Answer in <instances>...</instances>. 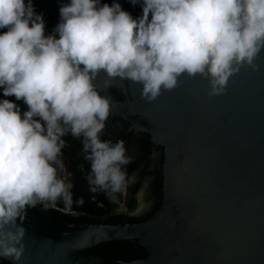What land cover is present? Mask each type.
<instances>
[{
	"label": "clouds",
	"instance_id": "1",
	"mask_svg": "<svg viewBox=\"0 0 264 264\" xmlns=\"http://www.w3.org/2000/svg\"><path fill=\"white\" fill-rule=\"evenodd\" d=\"M121 5L69 0L45 34L32 0H0V89L27 111L0 99V258L19 264L28 207L62 201L71 211L73 184L63 169L64 136L81 139L92 193L114 198L126 182L132 157L125 142L102 140L113 100L104 88L119 78L142 85L155 101L179 87L181 77L208 81V97L223 96L242 68L257 70L264 50V0H130ZM78 206L83 198L75 201ZM19 221V223H17Z\"/></svg>",
	"mask_w": 264,
	"mask_h": 264
},
{
	"label": "water",
	"instance_id": "2",
	"mask_svg": "<svg viewBox=\"0 0 264 264\" xmlns=\"http://www.w3.org/2000/svg\"><path fill=\"white\" fill-rule=\"evenodd\" d=\"M38 1L55 28L69 0ZM113 2L142 15L140 3L101 0ZM255 63L223 96L208 97L207 80L181 77L151 103L127 80L105 89L101 72L94 83L112 98L110 115L162 148L158 206L143 222L70 223L67 232L23 221L19 264H264V50Z\"/></svg>",
	"mask_w": 264,
	"mask_h": 264
},
{
	"label": "trees",
	"instance_id": "3",
	"mask_svg": "<svg viewBox=\"0 0 264 264\" xmlns=\"http://www.w3.org/2000/svg\"><path fill=\"white\" fill-rule=\"evenodd\" d=\"M3 31V30H0ZM0 99H8L11 102L16 103L21 113L27 111L24 103L22 101H16L15 97H4L2 89H0ZM104 132L101 136L102 140H111L113 143L117 139L113 140L110 138V135ZM113 137V135L111 136ZM147 138V137H146ZM65 140L66 146L62 149V156L65 158L67 164V179L76 180L81 178L84 182V187H88L86 177L90 171V164L84 159V153L82 151L81 139L74 138L71 134H68L63 137ZM146 143V142H145ZM142 160L144 162H139L138 159H132L125 167V171L128 173L131 170H135L138 166V163L142 166V174L144 179L146 178L147 183L151 179L160 180L159 173L155 174L156 171H151L149 167V148L146 144L144 154L142 155ZM74 168V172L69 170ZM139 173V172H138ZM139 183L136 184L133 191H128L127 195L121 197L120 192L116 193L117 201H112L106 194L100 193H88L83 192L79 193L78 188L73 184L72 193H73V206L71 211L64 210V204L62 201L56 202L54 205L45 206L44 203H37L35 207H28L25 212L24 221L27 223H33L40 227H45L48 231L52 232H67L70 229L67 228V225L70 223H90V224H118L121 221L122 214L118 210L119 203H122V207L126 211V220L130 222H139L143 218H134L129 215L132 210L136 207V198L134 197V191L138 188ZM161 187V184L158 185V188ZM79 198H83L84 203L82 206H78L75 201ZM0 264H9L0 258Z\"/></svg>",
	"mask_w": 264,
	"mask_h": 264
},
{
	"label": "flooded vegetation",
	"instance_id": "4",
	"mask_svg": "<svg viewBox=\"0 0 264 264\" xmlns=\"http://www.w3.org/2000/svg\"><path fill=\"white\" fill-rule=\"evenodd\" d=\"M32 2L36 13L43 14V19L45 21V34H51L54 30V27L52 25L50 17H48L47 13L43 10L38 0H32ZM105 128V132L106 134L110 135V138H113V140H123L125 142L127 154L132 157V159H138L139 162H143L142 155L144 154L145 146L147 144L149 148L150 170L156 171V175L157 173L161 175L160 180H158V178L157 180L151 179L147 183L146 178L144 179L143 175L140 174L142 173V166L139 163L135 170L133 169L128 173L126 172V182L122 187L123 193H121L120 191L121 197L123 198V196L127 195L128 191H133L136 184L139 183L138 188L134 191V197L136 198V207L132 210L131 213H129V215L134 218H143V220L139 221L143 222L153 215L160 200L161 187L158 188V185L161 184L162 178V148L159 145L152 143L148 134L141 131L139 128L135 129V127L130 122L122 119L120 116L109 115ZM112 135L113 137H111ZM60 159L62 160L63 164L62 175L64 177H67L68 170L65 158L61 156ZM74 170L75 169L72 168L69 171L73 173ZM68 182L74 184L76 188L80 189V194H82L83 192L91 193L88 187H84V181L81 180V178H78L76 180L70 179L68 180ZM109 199L112 201L118 200L116 194L114 198L109 197ZM139 199H141L142 202L140 206H138ZM118 205L120 207L118 210L122 214L121 220L126 219V211L122 207V203H119Z\"/></svg>",
	"mask_w": 264,
	"mask_h": 264
},
{
	"label": "rangeland",
	"instance_id": "5",
	"mask_svg": "<svg viewBox=\"0 0 264 264\" xmlns=\"http://www.w3.org/2000/svg\"><path fill=\"white\" fill-rule=\"evenodd\" d=\"M58 171H59V174H60L61 176H63V175H62V169H59ZM138 203H139L138 206H140L141 203H142V202H141V199H139V202H138Z\"/></svg>",
	"mask_w": 264,
	"mask_h": 264
},
{
	"label": "built area",
	"instance_id": "6",
	"mask_svg": "<svg viewBox=\"0 0 264 264\" xmlns=\"http://www.w3.org/2000/svg\"><path fill=\"white\" fill-rule=\"evenodd\" d=\"M121 193H123V188L121 189Z\"/></svg>",
	"mask_w": 264,
	"mask_h": 264
}]
</instances>
